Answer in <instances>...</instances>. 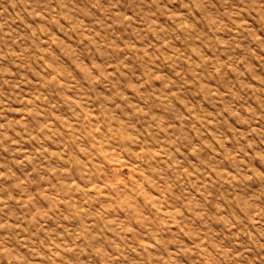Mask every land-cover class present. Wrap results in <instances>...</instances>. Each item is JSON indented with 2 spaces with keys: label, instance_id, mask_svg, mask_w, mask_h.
<instances>
[{
  "label": "rangeland",
  "instance_id": "obj_1",
  "mask_svg": "<svg viewBox=\"0 0 264 264\" xmlns=\"http://www.w3.org/2000/svg\"><path fill=\"white\" fill-rule=\"evenodd\" d=\"M0 264H264V0H0Z\"/></svg>",
  "mask_w": 264,
  "mask_h": 264
}]
</instances>
